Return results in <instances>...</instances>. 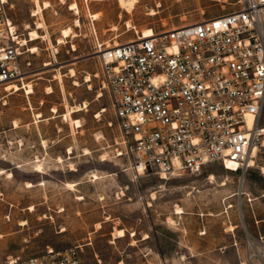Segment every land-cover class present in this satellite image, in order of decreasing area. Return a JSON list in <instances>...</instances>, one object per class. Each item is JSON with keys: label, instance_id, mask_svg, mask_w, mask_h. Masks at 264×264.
Returning a JSON list of instances; mask_svg holds the SVG:
<instances>
[{"label": "rangeland", "instance_id": "obj_1", "mask_svg": "<svg viewBox=\"0 0 264 264\" xmlns=\"http://www.w3.org/2000/svg\"><path fill=\"white\" fill-rule=\"evenodd\" d=\"M40 1L50 5L36 16L34 0L7 3L23 37L43 21L38 31L48 39L28 42L37 47L25 79L33 93L0 85V264L75 245L82 264H239V249L253 254L244 264H264V244L244 226L264 215V161L246 173L219 162L169 178L135 172L118 153L121 133L96 54L98 44L215 16L241 0H138L131 12L118 0ZM67 27L71 35L58 43ZM73 106L81 107L72 113L80 127L62 116ZM233 224L244 242L234 241Z\"/></svg>", "mask_w": 264, "mask_h": 264}, {"label": "built area", "instance_id": "obj_2", "mask_svg": "<svg viewBox=\"0 0 264 264\" xmlns=\"http://www.w3.org/2000/svg\"><path fill=\"white\" fill-rule=\"evenodd\" d=\"M7 3L0 0V85L27 93L34 52ZM117 43L98 44L96 54L121 133L118 153L135 172L169 178L219 162L246 173L264 161V0ZM80 249L1 264H82Z\"/></svg>", "mask_w": 264, "mask_h": 264}, {"label": "bare ground", "instance_id": "obj_3", "mask_svg": "<svg viewBox=\"0 0 264 264\" xmlns=\"http://www.w3.org/2000/svg\"><path fill=\"white\" fill-rule=\"evenodd\" d=\"M118 1H119V3H120L121 7L125 8L127 11L131 12L132 9H133L134 6H135V3H136L138 0H118ZM34 2H35V6H36L35 9H34V12H33V15H34V16L39 15V14L42 12V10H43L44 8H47V7L50 5V3L47 2V1H45V2H41L40 0H34ZM71 8H72V9H75V8L77 9V4H76V3H73V4L71 5ZM153 13H154V11H152V14H153ZM39 17H40V16H39ZM39 17H38V18H39ZM95 17H96V16H95ZM40 20H41V19H40ZM77 23H79V22H77ZM187 24H188V23H187ZM183 25H186V24H183ZM45 26H46V25H45ZM27 27L29 28V26H27ZM43 27H44V23H43V21H38V22H37V27H36V28H30V29H29V38L27 39V42H29V41H34V40H37V39H39V38H43V39H44V38H47V39H48V34H42V33H40V32L38 31L39 28H43ZM61 32H62V36L58 38V43H62V42H64V37H68V36H70V35H71V32H72V29H71V27H67V28L62 29ZM73 32H74V31H73ZM143 34H144L145 37H147V36H151V35L154 34V30H153L152 28H146V29H144ZM115 44H118V43H115ZM30 48H31V51H32V52H35V51L37 50V47H36V46H32V47H30ZM49 64H50V63L48 62V63H46L45 65L47 66V65H49ZM71 74H72V75L74 74V70H73V69H71ZM86 80H90V75H87ZM74 83L77 84L78 82L75 81ZM10 88H12V89H14V90H18V89H20V87L17 86V84H14V85H12V86L7 87V89H10ZM26 89H27V93H28V94L34 92L33 85L30 84V83H29L28 85H26ZM47 91H48V92H52V91H53L52 87H48V90H47ZM80 109H81V107H78V106L70 107V108H68V109L62 114V116H63L65 119H71V120H73V123L76 124L77 127H80V126H81V120L78 119V118H73V117H72V113L75 112V111H77V110H80ZM52 112L57 113V112H58L57 108H56V107H53V108H52ZM39 116H40V114H39ZM60 159H62V158L60 157ZM251 164L253 165V163H251ZM236 165H237V164H236L235 162H230V163H229V166H231V169H234ZM38 166H39V165H38ZM262 171H263V173H264V166L262 167ZM2 172H4V169H1V168H0V173H2ZM212 178H213V177H212ZM27 183H28V185H32L31 182H27ZM225 184H226V182H222V183H221V185H225ZM30 209H31V210L33 209V205L30 206ZM177 212H178V213L183 212V210L181 209V207H178V208H177ZM23 223H24V222H23ZM115 235H117V236H123V235H125V233H124V231H123L122 229H119L117 232H115Z\"/></svg>", "mask_w": 264, "mask_h": 264}, {"label": "crops", "instance_id": "obj_4", "mask_svg": "<svg viewBox=\"0 0 264 264\" xmlns=\"http://www.w3.org/2000/svg\"><path fill=\"white\" fill-rule=\"evenodd\" d=\"M255 221H252L249 217H247V221L244 224L246 229V237L255 242H260L262 244L263 241L260 239L261 236H264V215L257 216L254 214ZM232 230L234 231V241L235 242H244V237L240 234L239 224H233ZM236 233V234H235ZM239 264H244L243 260L247 258H252L253 254L249 253L247 250L239 249L238 252Z\"/></svg>", "mask_w": 264, "mask_h": 264}]
</instances>
